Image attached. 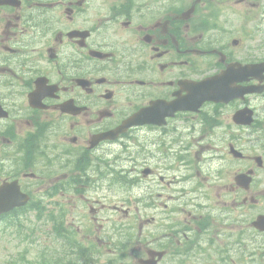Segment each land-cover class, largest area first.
I'll list each match as a JSON object with an SVG mask.
<instances>
[{
    "label": "flooded vegetation",
    "instance_id": "obj_1",
    "mask_svg": "<svg viewBox=\"0 0 264 264\" xmlns=\"http://www.w3.org/2000/svg\"><path fill=\"white\" fill-rule=\"evenodd\" d=\"M238 6L253 30H231ZM261 61L264 0H0V187L17 181L82 264H264V81L232 70ZM223 70L262 91L105 137ZM170 158V176L152 167ZM127 185L132 222L112 204Z\"/></svg>",
    "mask_w": 264,
    "mask_h": 264
},
{
    "label": "rangeland",
    "instance_id": "obj_2",
    "mask_svg": "<svg viewBox=\"0 0 264 264\" xmlns=\"http://www.w3.org/2000/svg\"><path fill=\"white\" fill-rule=\"evenodd\" d=\"M238 12L236 13V16H232L231 18H238V20H230V23L232 24L231 30L237 31L238 25L243 23V20L245 22V28L246 30H253L252 22L250 18L247 17L246 13L247 11H244L241 6L237 7ZM252 16V13H251ZM250 16V17H251ZM154 137H159L161 140H163L166 144L173 142V138L171 137H160L159 135H152ZM192 137H187L186 140L191 141L194 145H192V148L195 146L198 147V144L201 143V141L197 142V138L193 137L194 135H191ZM180 142L175 141L174 144L171 146L174 148L175 144H179V146L182 144L181 139H179ZM183 140V141H186ZM155 141V139L153 140ZM202 144V143H201ZM155 148H158L156 144L152 145L151 149H153V152H155ZM173 161V158H170V160H160L159 163H154L153 161H147L149 164L153 162L152 167L155 168V165L159 167V171L162 174H167L170 176V170L167 169L169 162ZM160 189L162 192H171L173 190V187L164 188V186H160ZM137 190H134L132 194L131 190L129 189L128 192L122 193L124 198L123 206L127 207V210L130 212L127 216L128 222L134 221L135 218V203L131 201H125L129 198H131ZM119 196L118 193L113 195L112 197V204H120L118 200ZM37 215L33 214H27V216L20 217L17 223H20L22 228H19L18 226H9L5 225L3 223L0 224V264H15L16 262L19 264H33L36 262H40L42 258L41 251L45 250V238H47V234L43 233V228L40 219L36 218ZM112 219H115V216L112 215ZM135 233L134 230H131ZM117 235V234H116ZM115 235V236H116ZM54 251V249H52Z\"/></svg>",
    "mask_w": 264,
    "mask_h": 264
},
{
    "label": "water",
    "instance_id": "obj_3",
    "mask_svg": "<svg viewBox=\"0 0 264 264\" xmlns=\"http://www.w3.org/2000/svg\"><path fill=\"white\" fill-rule=\"evenodd\" d=\"M229 94V93H228ZM201 97L200 94H196L195 97L193 98V100L191 102H194V104H196L198 101L197 99ZM206 98H208V96H204ZM219 99H225V96L224 94L220 93L219 94ZM197 101V102H196ZM137 123H141L139 121V118L137 116V114L133 115L131 118H129L125 123H124V128L128 125H131V124H137ZM21 202H16V201H9V202H6V201H1L0 202V205L2 206L1 210L3 209H10L11 207H13L14 205L16 204H20Z\"/></svg>",
    "mask_w": 264,
    "mask_h": 264
}]
</instances>
